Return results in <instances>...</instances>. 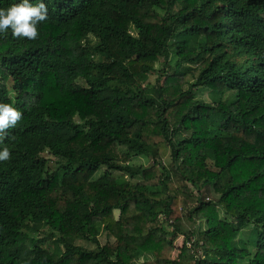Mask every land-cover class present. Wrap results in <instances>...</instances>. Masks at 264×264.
<instances>
[{
    "label": "trees",
    "instance_id": "obj_1",
    "mask_svg": "<svg viewBox=\"0 0 264 264\" xmlns=\"http://www.w3.org/2000/svg\"><path fill=\"white\" fill-rule=\"evenodd\" d=\"M43 2L0 35V264H264V0Z\"/></svg>",
    "mask_w": 264,
    "mask_h": 264
},
{
    "label": "clouds",
    "instance_id": "obj_2",
    "mask_svg": "<svg viewBox=\"0 0 264 264\" xmlns=\"http://www.w3.org/2000/svg\"><path fill=\"white\" fill-rule=\"evenodd\" d=\"M48 19L47 5L40 0H20L7 9H0V35H6L11 29L13 38L36 40L39 36L38 25ZM22 113L11 103H0V142L8 136V129L16 126ZM11 159V151L5 146L0 151V161Z\"/></svg>",
    "mask_w": 264,
    "mask_h": 264
},
{
    "label": "rangeland",
    "instance_id": "obj_3",
    "mask_svg": "<svg viewBox=\"0 0 264 264\" xmlns=\"http://www.w3.org/2000/svg\"><path fill=\"white\" fill-rule=\"evenodd\" d=\"M154 81H155V76L152 75V76H151V82H154ZM201 96L205 97V96H206V93L203 92ZM205 98H206V97H205ZM139 160H140V159H139ZM142 161H143L144 163H146V164H149V163H150V162H147L145 159H142ZM182 238H183V237H180V238L177 239V242H176V246H177V248H176V249H178V248L182 245ZM107 239H108V237L105 235V233H103V235L101 236V241H102V243L104 244V243L106 242ZM81 243L84 244V245L87 246V247H90V245L87 244V243H85V242H81ZM93 246H94V245H93ZM94 247H95V246H94ZM175 252H179V250H176ZM141 260H142V259H141Z\"/></svg>",
    "mask_w": 264,
    "mask_h": 264
}]
</instances>
